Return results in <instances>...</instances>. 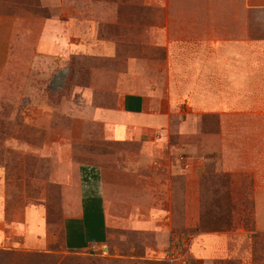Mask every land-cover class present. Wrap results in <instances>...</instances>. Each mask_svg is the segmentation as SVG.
<instances>
[{"label":"crops","instance_id":"obj_1","mask_svg":"<svg viewBox=\"0 0 264 264\" xmlns=\"http://www.w3.org/2000/svg\"><path fill=\"white\" fill-rule=\"evenodd\" d=\"M29 1L0 0V100L27 103L35 97L28 72L7 71L20 32L35 33L38 58L59 59L78 50L132 51L116 79L117 107L101 111L99 121L105 139L136 143L140 153L131 156L132 164L117 163L118 174L136 177L125 180L133 187L130 194L121 180L110 181L95 164L74 163L70 177L54 173L51 182L61 185L62 196L56 222L46 199L8 214L7 195L0 189V250L106 249L119 230L131 229L162 236L154 256L192 236L189 264H253L254 237L264 235V11L254 10L264 9V0H53L69 7L46 17L29 14ZM93 1L117 5L116 14L103 17L98 28L88 26L75 6ZM124 4L136 5L129 7L141 15L124 20L119 6ZM92 28L97 32H88ZM208 116L216 119L205 133L199 124ZM175 133L177 156L167 151ZM145 162L167 177L147 179L141 169ZM210 173L218 180L228 177L233 190L249 182L254 222L195 230L199 224L188 213L200 219L203 181ZM175 179L179 183L173 186ZM174 196L181 197L180 227L186 230L175 228Z\"/></svg>","mask_w":264,"mask_h":264},{"label":"rangeland","instance_id":"obj_2","mask_svg":"<svg viewBox=\"0 0 264 264\" xmlns=\"http://www.w3.org/2000/svg\"><path fill=\"white\" fill-rule=\"evenodd\" d=\"M99 1L80 2L75 5L76 9L84 12V17L89 19L88 26L98 28L103 17L112 18L114 12L116 14V4L107 5ZM129 1L131 0H126ZM257 1L260 0H253ZM65 6L69 7L65 4L56 5L53 0H30L28 13L40 17L57 14L58 11L64 14L67 11L64 10ZM119 6L123 7L120 10L124 20L133 18L135 21L137 15H141L139 10L129 7L136 5ZM106 7L112 9L108 11ZM89 31L97 32L93 28ZM127 32L130 33L129 30ZM20 33L14 36L11 44L10 66L7 71H19V74L22 72L24 75L28 72L30 92L35 97H29L27 103L16 99L0 100V189L7 195L8 214L22 210L26 204L39 203L46 199L50 219L56 222L57 216L61 215L59 211L62 196L61 185L51 182L54 173L60 172L70 177L74 163H88L102 167L108 179L114 183L121 180L127 186L126 181L136 179L132 174L125 173V176L116 171L118 162L132 164L131 156H139V145L105 139L101 134L102 125L99 121L101 111L117 107L116 79L118 74L125 70L126 60L133 52L122 50L108 55L78 50L59 59L38 58L34 57L37 38L35 33ZM88 38L91 40L92 37ZM38 94L40 96L36 97ZM215 119L211 116L204 117L199 124L202 132H210ZM202 137L201 142L204 140ZM11 140L15 141L16 146H10ZM172 144L173 147L167 150L169 154L180 155V136L176 133L172 135ZM70 156L72 162H66ZM150 167L147 162L141 167L147 179L158 182L167 177L159 171L152 172ZM176 179L180 181L177 177ZM176 179L173 186L179 183ZM226 184L224 178L213 179L211 173L205 176L203 195L200 198L203 210L200 214L204 215L202 220L208 227L215 225L211 213L215 211L214 207L222 210L230 205L229 197L225 195ZM248 186L249 182L243 181L241 188L231 191L234 196L230 197V200L236 205L234 223L249 225L254 222L253 201L252 197L247 195ZM132 188L122 186L126 194L132 193ZM180 198L173 197L177 231L182 230L180 220L185 214L181 211ZM119 209L123 210L124 206L120 205ZM195 214L188 213L193 221L200 224L201 219L196 220ZM223 220L222 218L218 225L224 226ZM59 241H62L61 233ZM162 241V236L154 232L119 230L106 249L67 251L60 245L61 247L55 246V251L48 254L0 250V264H173L165 260L168 248L159 256L151 253L162 247ZM254 241L253 264H264V235H256Z\"/></svg>","mask_w":264,"mask_h":264},{"label":"trees","instance_id":"obj_3","mask_svg":"<svg viewBox=\"0 0 264 264\" xmlns=\"http://www.w3.org/2000/svg\"><path fill=\"white\" fill-rule=\"evenodd\" d=\"M224 181L227 182V184L225 185L226 187L225 195L229 197L230 205L222 210L219 207H214L216 208L214 209L215 211H211V213L213 214V224H215L213 227L206 226L204 221L202 220L204 219L203 218L204 215H200L201 222L195 230L215 231V230H227L232 227L234 223V212L236 210L235 209L236 205L235 203L233 204L230 200V197H232L233 195L231 193L232 189L228 177H225ZM221 216H223L222 218L224 219L223 220V223H225L224 226L218 225L219 222L222 220V218H220ZM182 229L184 228L182 227Z\"/></svg>","mask_w":264,"mask_h":264},{"label":"built area","instance_id":"obj_4","mask_svg":"<svg viewBox=\"0 0 264 264\" xmlns=\"http://www.w3.org/2000/svg\"><path fill=\"white\" fill-rule=\"evenodd\" d=\"M192 236H187L178 245L173 244L165 252V260L173 264H188L189 263V242Z\"/></svg>","mask_w":264,"mask_h":264}]
</instances>
